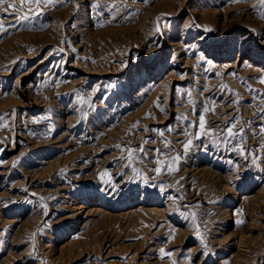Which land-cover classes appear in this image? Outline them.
<instances>
[{
    "label": "rangeland",
    "instance_id": "obj_1",
    "mask_svg": "<svg viewBox=\"0 0 264 264\" xmlns=\"http://www.w3.org/2000/svg\"><path fill=\"white\" fill-rule=\"evenodd\" d=\"M262 17L0 0V264H264Z\"/></svg>",
    "mask_w": 264,
    "mask_h": 264
},
{
    "label": "snow or ice",
    "instance_id": "obj_2",
    "mask_svg": "<svg viewBox=\"0 0 264 264\" xmlns=\"http://www.w3.org/2000/svg\"><path fill=\"white\" fill-rule=\"evenodd\" d=\"M25 2L26 3H29V4H31V3H33V0H25ZM40 2H41V0H35V3L37 4V5H39L40 4ZM44 2L46 3V4H52L53 3V0H44ZM261 3L262 4H264V0H261ZM12 7H15V5H11ZM262 18H264V17H262ZM22 19H27V17H23ZM200 128L203 130V128H204V119H203V117H201V122H200ZM230 132H231V130H229ZM191 143V141H189V144ZM185 150H187V145L185 146ZM159 171V170H158ZM162 251V253H163V250H161Z\"/></svg>",
    "mask_w": 264,
    "mask_h": 264
}]
</instances>
